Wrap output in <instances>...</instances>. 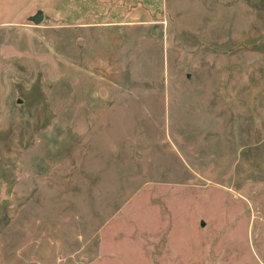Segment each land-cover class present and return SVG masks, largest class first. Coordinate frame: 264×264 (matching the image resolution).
I'll list each match as a JSON object with an SVG mask.
<instances>
[{
    "label": "rangeland",
    "instance_id": "obj_1",
    "mask_svg": "<svg viewBox=\"0 0 264 264\" xmlns=\"http://www.w3.org/2000/svg\"><path fill=\"white\" fill-rule=\"evenodd\" d=\"M0 264H264V0H0Z\"/></svg>",
    "mask_w": 264,
    "mask_h": 264
},
{
    "label": "water",
    "instance_id": "obj_2",
    "mask_svg": "<svg viewBox=\"0 0 264 264\" xmlns=\"http://www.w3.org/2000/svg\"><path fill=\"white\" fill-rule=\"evenodd\" d=\"M43 17H44L43 10H38L34 15L29 17V20L33 21L35 24H39L43 20Z\"/></svg>",
    "mask_w": 264,
    "mask_h": 264
}]
</instances>
